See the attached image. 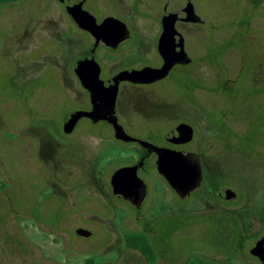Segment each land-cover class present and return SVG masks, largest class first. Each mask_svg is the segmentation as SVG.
Wrapping results in <instances>:
<instances>
[{"label": "rangeland", "instance_id": "obj_1", "mask_svg": "<svg viewBox=\"0 0 264 264\" xmlns=\"http://www.w3.org/2000/svg\"><path fill=\"white\" fill-rule=\"evenodd\" d=\"M81 1L98 22L128 26L123 44L154 43L165 0ZM191 2L202 24L183 31L199 44L198 68L180 84L122 87L118 111L142 139L191 124L180 149L201 156L203 182L181 200L148 162L137 173L148 187L140 212L110 185L138 159L135 144L85 119L63 132L65 114L89 109L73 65L92 41L58 0L0 5V264H148L127 233L146 235L153 264H261L249 250L264 246V0ZM229 189L235 198L222 200Z\"/></svg>", "mask_w": 264, "mask_h": 264}, {"label": "water", "instance_id": "obj_2", "mask_svg": "<svg viewBox=\"0 0 264 264\" xmlns=\"http://www.w3.org/2000/svg\"><path fill=\"white\" fill-rule=\"evenodd\" d=\"M66 6V13L69 15L75 25L82 31L88 32L95 43L116 47L121 42L127 40L130 36L127 25L114 17H106L100 23L88 11L83 9V2L80 0H58ZM189 4V0H187ZM178 19L189 21L192 19L193 12H184ZM172 18H166L162 22V33L158 39V52L163 59V66L160 69L143 68L141 70H127L117 75L116 78L101 81L99 79L100 69L94 62H87L85 59L78 60L73 67L74 73L78 77L82 87L89 93L91 111H75L65 114L62 127L63 132L70 133L78 120L89 118L96 123L101 120L107 121L112 125L114 137L125 143L137 141L142 147L152 148L157 154L156 169L164 178L169 187L180 198L184 199L191 192L200 187L202 181V170L200 160L194 154H184L179 151H173L166 148L154 147L151 144L137 140L127 135L121 125L117 123L114 106L118 91V85L121 81L132 83L149 84L166 76L170 67L179 61H185L186 55L182 51L181 44L177 47V57L172 52L173 42L182 41V38L170 29ZM183 62V63H184ZM174 140L177 143H186L192 138V128L187 124L179 125L173 132ZM138 166H124L115 170L110 178L112 193L119 195L129 201L136 209H140L146 197L147 187L143 180L137 175ZM235 195L229 189L226 191L225 199H233ZM75 234L80 237L88 238L91 232L82 228L75 230ZM250 255L258 258L261 264H264V246H255L249 250Z\"/></svg>", "mask_w": 264, "mask_h": 264}, {"label": "flooded vegetation", "instance_id": "obj_3", "mask_svg": "<svg viewBox=\"0 0 264 264\" xmlns=\"http://www.w3.org/2000/svg\"><path fill=\"white\" fill-rule=\"evenodd\" d=\"M63 6L66 9V6L65 5H63ZM82 7L84 9V4ZM158 11L160 14L158 21H157L158 26H159V30H158L157 36H155V41L153 44H148V43L147 44H141V43L139 44L138 43L139 41H137V39L135 41H133L131 44H123L125 42L127 43L128 40L132 38L131 31L129 28H128L129 32H130L129 38L127 40L121 42L120 44H118L116 47L108 46V45L104 44L103 42H99L98 44H96L95 39L88 32L83 31V33L86 34V36L92 42H89V44H86V48L84 49L82 54H80L78 56L75 63L80 59H85L87 62L94 61L99 66V69H100L99 79L101 81H108V80L114 79L117 77L118 74H120L124 71H127V70H141V69L146 68V67L153 68V69H160L163 66L164 62H163V59L158 52V48H157L158 39L162 33V22H163V20L166 18H172L173 19L172 21L169 20L170 23L172 22L170 29L174 30L182 38L181 42L178 40H175L172 43L173 44L172 52L176 56L175 58H178L177 54L179 51H178L177 47L181 44L182 51L186 55L185 61L188 59V62L179 61V62L174 63L170 67V69L168 70L165 77H163L162 79H159L153 83L139 84V83H132L129 81H121L118 85V91H117V96H116V101H115V106H114V112L116 115L117 123L119 125H121V127L123 128L124 132L127 135L131 136L134 139L145 141L154 147L166 148V149H170L173 151H179V152H182L184 154H188V153L194 154L195 156H197L199 158L200 164H201V170H202V158L200 155H198L194 152H191V151H186V150L180 149L182 146L189 144L194 138L195 130L191 124H189L187 122H178L177 124L170 127L169 130L162 136L161 139H159L157 137H153V136H150L149 138H146V139H142V138H137V137L133 136L132 134H129L126 131L124 124L120 120L119 111H118V97H119V94H120L122 87L133 88V89L148 88V87L153 86V85L160 83L162 81L175 80V79H177L178 84H180V81L184 80V78H185L186 69L187 68H196V67L198 68L197 64L201 63L200 57L199 58L197 57L199 44H188L187 37L185 35V32L183 31V28L187 25L199 26L202 24V19L199 15H197L194 7H192L191 0H189V4L187 3V0H165V4H163ZM190 11L193 12V15H192V19H190L189 21H186V20L181 19V18H179V19L177 18L179 16H182V18H184L185 15L183 13L184 12H190ZM107 17H109V16H107ZM104 18H106V17H104ZM101 21H99V22L97 21V23H100ZM223 43H225V42H222L220 44H223ZM122 58H124V60ZM73 67H74V65H73ZM75 76H76V74H75ZM77 79H78V77H77ZM78 81H79V79H78ZM79 84L82 87L80 81H79ZM82 89L86 92V94L88 95V98H89L88 91L86 89H84L83 87H82ZM91 109H92V105H91L90 99H89V109L82 110V111H91ZM75 111H70V112H75ZM77 111H79V110H77ZM70 112H68V113H70ZM82 119L87 120L89 125L95 126V125H99V124L102 125L103 124V125L109 127L113 133V139L115 140V142L125 143L121 140H117L114 137V130H113L112 125L109 124L105 120H101V121L94 123L89 118H81L76 123L74 129L70 133H68V134L65 133V134L68 136L73 134L77 130V126ZM181 124H187L192 128V138L190 141H188L186 143H177L174 140L176 137H174L173 132ZM127 143L135 144V146L138 148V154H139L138 159L135 160V162L133 164L128 165V166L137 165L138 166L137 173H138L139 170L145 169V165L148 162L153 161L155 168H156L157 154L154 150H152V148L142 147L137 141L127 142ZM202 182H203V171H202V181H201L200 187H198L196 190L191 192L187 197H185L184 199H181V200H185V199L191 197L197 190H199L201 188ZM146 187H147V185H146ZM225 195H226V193H225ZM225 195H223L222 190H220L218 192V196L220 198H222V200L229 201V200H226L224 198ZM114 196L117 197L118 199L122 200L123 202L127 203L128 205H130L132 208H134L135 211L140 212L142 210V207L145 204L147 196H148V187H147V191H146V197H145L143 203L141 204L140 209H136L129 201L125 200L123 197H121L119 195H114ZM77 229H80V228H77ZM254 258H256V257H254ZM256 259H258V258H256Z\"/></svg>", "mask_w": 264, "mask_h": 264}, {"label": "trees", "instance_id": "obj_4", "mask_svg": "<svg viewBox=\"0 0 264 264\" xmlns=\"http://www.w3.org/2000/svg\"><path fill=\"white\" fill-rule=\"evenodd\" d=\"M16 1L17 0H0V5L15 3ZM124 238L127 248L140 251L148 264H153L155 262V256L144 233H127L124 234ZM192 259V264H222L203 261L197 257H193ZM85 264H91V261L87 260Z\"/></svg>", "mask_w": 264, "mask_h": 264}]
</instances>
